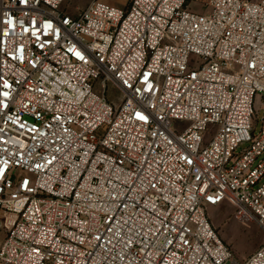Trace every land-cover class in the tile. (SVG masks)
I'll list each match as a JSON object with an SVG mask.
<instances>
[{
    "label": "built area",
    "instance_id": "1",
    "mask_svg": "<svg viewBox=\"0 0 264 264\" xmlns=\"http://www.w3.org/2000/svg\"><path fill=\"white\" fill-rule=\"evenodd\" d=\"M223 203L264 232V0H0V264H264Z\"/></svg>",
    "mask_w": 264,
    "mask_h": 264
},
{
    "label": "rangeland",
    "instance_id": "2",
    "mask_svg": "<svg viewBox=\"0 0 264 264\" xmlns=\"http://www.w3.org/2000/svg\"><path fill=\"white\" fill-rule=\"evenodd\" d=\"M89 1L90 0H68L71 6L77 8H83ZM123 1L124 0H103V2L118 7L122 6ZM191 6L198 11L205 10L203 5H198L197 3H192ZM109 98L113 103L119 102V96L111 89L109 90ZM254 110V123H256L257 119H261L262 117V106L258 97L255 101ZM173 125L174 128L184 129L188 126V123L174 121ZM259 127L260 125L258 124L256 128L257 131ZM206 213L213 228L239 259L243 260L247 258L263 244L264 232L262 228L253 217L244 213L236 205L223 203L219 206L208 207ZM4 238L5 234H0V243Z\"/></svg>",
    "mask_w": 264,
    "mask_h": 264
}]
</instances>
